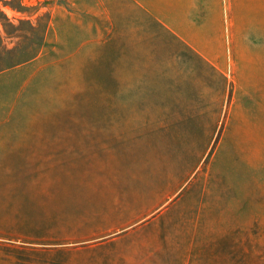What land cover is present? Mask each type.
<instances>
[{
  "label": "rangeland",
  "instance_id": "obj_1",
  "mask_svg": "<svg viewBox=\"0 0 264 264\" xmlns=\"http://www.w3.org/2000/svg\"><path fill=\"white\" fill-rule=\"evenodd\" d=\"M177 1L0 0V264H264V0Z\"/></svg>",
  "mask_w": 264,
  "mask_h": 264
},
{
  "label": "crops",
  "instance_id": "obj_2",
  "mask_svg": "<svg viewBox=\"0 0 264 264\" xmlns=\"http://www.w3.org/2000/svg\"><path fill=\"white\" fill-rule=\"evenodd\" d=\"M229 14V25L232 33L234 63L239 79V0H225ZM178 12L189 16L187 29H211L222 31L221 6L222 0H178L172 4ZM156 14L162 12L156 11ZM167 22V20H165ZM168 23V22H167ZM173 30L185 29L183 26H172ZM238 32V33H235ZM211 61L217 59L212 58Z\"/></svg>",
  "mask_w": 264,
  "mask_h": 264
}]
</instances>
